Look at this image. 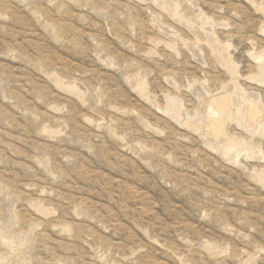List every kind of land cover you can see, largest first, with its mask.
Masks as SVG:
<instances>
[{"label": "rangeland", "instance_id": "rangeland-1", "mask_svg": "<svg viewBox=\"0 0 264 264\" xmlns=\"http://www.w3.org/2000/svg\"><path fill=\"white\" fill-rule=\"evenodd\" d=\"M263 74L264 0H0V264H264Z\"/></svg>", "mask_w": 264, "mask_h": 264}, {"label": "bare ground", "instance_id": "bare-ground-1", "mask_svg": "<svg viewBox=\"0 0 264 264\" xmlns=\"http://www.w3.org/2000/svg\"><path fill=\"white\" fill-rule=\"evenodd\" d=\"M255 1V0H254ZM168 2V1H167ZM164 3V2H163ZM161 3V4H163ZM170 2L163 4L161 6H163L165 9L173 11L174 8L173 6L171 5V3L169 4ZM172 13V12H171ZM175 13V11H174ZM173 13V14H174ZM228 47V46H227ZM261 50V49H260ZM225 51V50H224ZM224 56V55H222ZM257 56V55H256ZM252 57V56H251ZM261 56H259L258 58H260ZM219 58V57H218ZM227 57H222V60H224L223 62H225L226 64H229L230 62L226 59ZM257 58V57H256ZM263 59V58H262ZM224 64V63H223ZM230 67V66H229ZM233 73V72H231ZM264 75V74H263ZM241 78V77H240ZM233 81V80H232ZM228 85V84H227ZM222 88V87H221ZM232 88V85H228V86H224V88H222V91H219L220 93L216 96L214 95L213 98H212V101L210 104H212V108L213 110L215 111L214 113L211 112L210 113V123L212 125V136L215 135V137H217V141L223 145H227V140L224 136H222L223 134L220 135V131L219 130H223L224 128V125L226 124V120H228L231 116V108H230V101H229V98H228V92L231 90ZM193 89V88H192ZM196 89V88H194ZM198 93V92H197ZM246 96L248 97H251L252 100L255 98L254 94H246ZM206 97V96H205ZM247 97V98H248ZM241 98V97H240ZM207 99V98H206ZM239 99V98H238ZM231 100V99H230ZM240 100V99H239ZM205 101V100H204ZM245 101H246V98H245ZM254 101V100H253ZM253 101H247V104L249 102V106L247 107L246 110H243V109H239L238 110V113L240 114H243L246 116V120L247 123H252L251 120H255V119H259L258 116L261 115L260 114V106L259 104H257L256 102H253ZM233 104V103H232ZM239 104H240V107H241V102L239 101ZM211 107V105H210ZM209 107V108H210ZM208 108V109H209ZM206 109H204V112H205ZM235 111V110H234ZM209 113V112H207ZM204 115H206L204 113ZM209 115V114H208ZM207 115V116H208ZM256 117V118H255ZM209 118V117H208ZM207 119V117H206ZM208 123V122H207ZM246 123V122H245ZM255 123V122H254ZM249 124V125H250ZM209 125V124H208ZM253 125V124H252ZM195 127V126H194ZM247 127V126H246ZM244 128V127H243ZM201 131V130H200ZM225 147V146H224Z\"/></svg>", "mask_w": 264, "mask_h": 264}]
</instances>
